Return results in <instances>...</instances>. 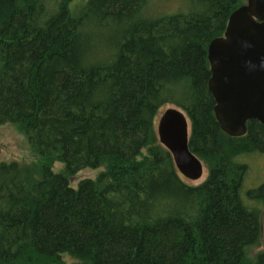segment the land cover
I'll use <instances>...</instances> for the list:
<instances>
[{"label":"trees","instance_id":"16d2710c","mask_svg":"<svg viewBox=\"0 0 264 264\" xmlns=\"http://www.w3.org/2000/svg\"><path fill=\"white\" fill-rule=\"evenodd\" d=\"M47 1L0 0V125L64 165L36 177L0 162V264H264V251L245 259L264 243V184L242 194L236 158L264 153V129L224 133L208 90V44L245 0H186L153 19L141 15L153 0ZM166 104L186 113L188 148L208 164L196 186L157 144Z\"/></svg>","mask_w":264,"mask_h":264},{"label":"water","instance_id":"95a60500","mask_svg":"<svg viewBox=\"0 0 264 264\" xmlns=\"http://www.w3.org/2000/svg\"><path fill=\"white\" fill-rule=\"evenodd\" d=\"M207 59L208 90L220 129L240 137L249 121L264 127V0H245L231 12L223 34L209 42ZM188 126L189 118L182 109L167 107L158 118L156 135L175 169L194 181L201 177L203 166L188 148Z\"/></svg>","mask_w":264,"mask_h":264},{"label":"rangeland","instance_id":"374dc122","mask_svg":"<svg viewBox=\"0 0 264 264\" xmlns=\"http://www.w3.org/2000/svg\"><path fill=\"white\" fill-rule=\"evenodd\" d=\"M82 1V0H80ZM51 0L47 1L49 5ZM46 4V3H45ZM186 0H153L150 1L149 4L143 9L142 17H146L148 19H153L160 17L162 15H167L173 12L184 11L186 7ZM189 5V3L187 4ZM175 106L172 104L164 105L160 111L155 116L154 121V130L156 133V125L160 114L167 107ZM189 131H190V121H189ZM158 139V138H157ZM163 149L164 146L161 145L158 141L157 143ZM151 147V146H150ZM233 155H236L238 162L244 163L247 166V172L244 177V181L242 184V194H245V191L251 188H256L261 184H264V153L261 152H253L249 154L241 153L240 151H231ZM148 155L147 148L141 150L140 154L137 156V161L142 160L145 156ZM16 161L22 166L28 168V170L33 173L32 176L39 177V171L42 167L49 166L50 170L54 173L63 172L64 165L58 160H51L48 162L44 157L37 156L33 154L30 150L26 139L20 130V128L11 123H5L0 125V162H11ZM203 166V172L199 179L191 181L184 178V181L189 185L196 186L202 183L207 175H208V164L201 160ZM105 170V166H99L97 168H84L79 170L72 176L67 177L68 185L71 188H76L79 181L83 179H95L101 172ZM252 204V202H251ZM260 209V223L261 228H264V205L260 202L257 204ZM260 251H264V243L263 240L260 239L259 245L248 249L245 254V259L248 262H251L256 254ZM60 260L64 264H79L80 261L76 258L70 257L66 254H62L60 256Z\"/></svg>","mask_w":264,"mask_h":264},{"label":"flooded vegetation","instance_id":"af4514ba","mask_svg":"<svg viewBox=\"0 0 264 264\" xmlns=\"http://www.w3.org/2000/svg\"><path fill=\"white\" fill-rule=\"evenodd\" d=\"M253 121V120H252ZM250 122V121H249ZM258 122V121H257ZM248 123V122H247ZM259 123V122H258ZM260 124V123H259ZM261 125V124H260ZM247 126V125H246ZM262 126V125H261ZM262 128L264 129V127L262 126ZM246 132H247V129H246ZM246 134V133H245ZM244 136V135H243ZM242 137V136H240Z\"/></svg>","mask_w":264,"mask_h":264}]
</instances>
